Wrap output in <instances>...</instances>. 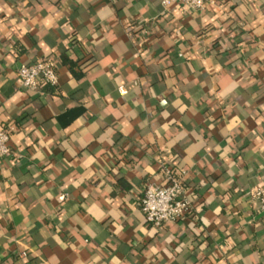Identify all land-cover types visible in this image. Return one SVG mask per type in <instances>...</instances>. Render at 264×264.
Masks as SVG:
<instances>
[{
	"label": "crops",
	"instance_id": "0c3cea01",
	"mask_svg": "<svg viewBox=\"0 0 264 264\" xmlns=\"http://www.w3.org/2000/svg\"><path fill=\"white\" fill-rule=\"evenodd\" d=\"M0 130V264H264V0H0ZM163 164L193 210L152 229Z\"/></svg>",
	"mask_w": 264,
	"mask_h": 264
},
{
	"label": "built area",
	"instance_id": "2783aa9c",
	"mask_svg": "<svg viewBox=\"0 0 264 264\" xmlns=\"http://www.w3.org/2000/svg\"><path fill=\"white\" fill-rule=\"evenodd\" d=\"M178 2L186 10L192 12L202 11L207 5H214L216 0H161L164 9ZM17 77L25 89L36 91L41 85H58V76L55 63L52 59H44L34 64H22L17 69ZM124 93L122 88L119 89ZM9 134L0 130V162L9 157L11 150L8 146ZM163 184L146 185L140 199V211L145 224L152 229H159L170 222L185 219L193 210L192 203L187 195V187L183 177L175 174L170 165L161 167ZM251 199L259 204L258 212L264 214V190L256 189Z\"/></svg>",
	"mask_w": 264,
	"mask_h": 264
},
{
	"label": "trees",
	"instance_id": "16d2710c",
	"mask_svg": "<svg viewBox=\"0 0 264 264\" xmlns=\"http://www.w3.org/2000/svg\"><path fill=\"white\" fill-rule=\"evenodd\" d=\"M50 87H53V88H55V87H57V85H56V86H50Z\"/></svg>",
	"mask_w": 264,
	"mask_h": 264
}]
</instances>
